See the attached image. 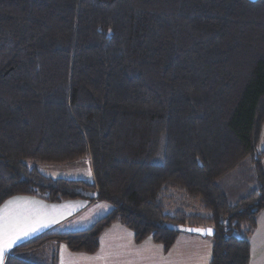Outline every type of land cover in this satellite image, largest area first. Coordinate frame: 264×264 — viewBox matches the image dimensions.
<instances>
[{"label":"trees","instance_id":"obj_1","mask_svg":"<svg viewBox=\"0 0 264 264\" xmlns=\"http://www.w3.org/2000/svg\"><path fill=\"white\" fill-rule=\"evenodd\" d=\"M263 125L264 0H0V206L112 205L5 264H47L52 242L94 252L114 221L165 247L169 223L214 226L211 264H249ZM88 157L93 181L38 169Z\"/></svg>","mask_w":264,"mask_h":264},{"label":"crops","instance_id":"obj_2","mask_svg":"<svg viewBox=\"0 0 264 264\" xmlns=\"http://www.w3.org/2000/svg\"><path fill=\"white\" fill-rule=\"evenodd\" d=\"M259 148L264 150V126ZM73 163L87 164L92 170L89 157L53 164L61 168L66 166L64 164ZM80 169L81 165L73 170ZM46 175L82 179L76 175L65 176L63 173ZM87 180L93 181L94 175ZM13 200L14 203L8 204ZM111 209L112 205L103 200L74 198L63 202H51L33 195L12 196L0 206V234H3L13 217L21 220L22 227L35 224L38 230L30 232L26 238L20 239L10 249H6L0 264H5L7 256L13 253L17 246L31 239L52 231L69 232L88 228L99 218L107 215ZM40 223L47 226L40 227ZM248 239L249 264H264V208L258 213ZM48 244L47 264H211L214 239L213 236L179 232L174 243L165 247L151 238L137 241L132 230L120 221H114L102 231L99 246L94 252L73 251L63 242ZM53 255H56L54 261Z\"/></svg>","mask_w":264,"mask_h":264},{"label":"snow or ice","instance_id":"obj_3","mask_svg":"<svg viewBox=\"0 0 264 264\" xmlns=\"http://www.w3.org/2000/svg\"><path fill=\"white\" fill-rule=\"evenodd\" d=\"M14 203L9 201L8 204ZM22 222L18 217H13L10 219L8 227L0 234V262L3 261L5 255V250L10 249L14 244H16L20 239L26 238L30 232H35L38 230L35 224L28 227H22ZM40 227H46V224L40 223ZM191 230V229H190ZM195 231H205L203 229H196ZM208 234H211V229L207 230Z\"/></svg>","mask_w":264,"mask_h":264},{"label":"rangeland","instance_id":"obj_4","mask_svg":"<svg viewBox=\"0 0 264 264\" xmlns=\"http://www.w3.org/2000/svg\"><path fill=\"white\" fill-rule=\"evenodd\" d=\"M163 148H164L163 144L158 148L155 156L152 159L154 162L162 163L164 161V149ZM50 165H52V166H50ZM64 165H66V166H61V168H59V167H56L55 164H53V163L52 164H49V163H47V164H39L38 165V169H39V171L41 173H43L45 175L49 174V173H52V174L63 173V174H66L65 176L76 175L79 178L86 179V180L92 178V175H93L92 172L93 171L90 169L89 165H87V164H84V163H81V164L73 163V164H64ZM79 165H81L80 171L73 170L75 168H78ZM65 178H67V177H65ZM174 224H176V223H174ZM208 227L215 228L214 226H208Z\"/></svg>","mask_w":264,"mask_h":264},{"label":"water","instance_id":"obj_5","mask_svg":"<svg viewBox=\"0 0 264 264\" xmlns=\"http://www.w3.org/2000/svg\"><path fill=\"white\" fill-rule=\"evenodd\" d=\"M167 226L169 229H172V230H175L178 232L200 234L202 236H213L216 232V229L213 227H197V226H192V225H187V224H174V223H169ZM196 229H203L205 231H202V232L201 231H195ZM208 229H211V234H208V232H207Z\"/></svg>","mask_w":264,"mask_h":264}]
</instances>
